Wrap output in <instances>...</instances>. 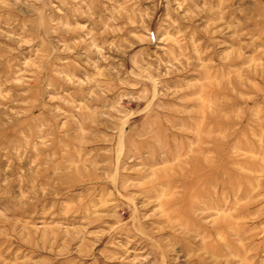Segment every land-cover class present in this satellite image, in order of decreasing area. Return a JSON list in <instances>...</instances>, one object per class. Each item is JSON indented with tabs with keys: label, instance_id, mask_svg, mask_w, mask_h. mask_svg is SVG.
<instances>
[{
	"label": "rangeland",
	"instance_id": "rangeland-1",
	"mask_svg": "<svg viewBox=\"0 0 264 264\" xmlns=\"http://www.w3.org/2000/svg\"><path fill=\"white\" fill-rule=\"evenodd\" d=\"M0 264H264V0H0Z\"/></svg>",
	"mask_w": 264,
	"mask_h": 264
}]
</instances>
